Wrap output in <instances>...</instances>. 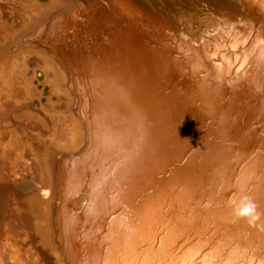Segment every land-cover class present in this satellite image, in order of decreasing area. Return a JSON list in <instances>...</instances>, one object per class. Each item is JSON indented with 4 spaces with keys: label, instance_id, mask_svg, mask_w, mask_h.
I'll return each instance as SVG.
<instances>
[{
    "label": "bare ground",
    "instance_id": "obj_1",
    "mask_svg": "<svg viewBox=\"0 0 264 264\" xmlns=\"http://www.w3.org/2000/svg\"><path fill=\"white\" fill-rule=\"evenodd\" d=\"M262 40L264 0H0V264L243 255L222 186L261 178Z\"/></svg>",
    "mask_w": 264,
    "mask_h": 264
},
{
    "label": "snow or ice",
    "instance_id": "obj_2",
    "mask_svg": "<svg viewBox=\"0 0 264 264\" xmlns=\"http://www.w3.org/2000/svg\"><path fill=\"white\" fill-rule=\"evenodd\" d=\"M261 45H264V40L261 41ZM259 60L261 68L264 70V51H262ZM238 71L243 76L247 72V68L241 64ZM240 172L241 176L237 178L234 186L231 185V182L222 186L224 190L231 187L232 193L231 198L228 199L225 214L220 217V220L225 226L223 229L225 242L231 246L233 240L242 236L245 247L243 255L236 259L223 261V264H264V164H262L261 178L258 184L253 183L255 176L249 166L240 169ZM186 193L193 200L195 199L196 193L188 190ZM246 205H251L253 211L251 215L241 217L239 211ZM249 224L253 225L255 231H241V226L246 229ZM239 252L240 248L237 246L233 248L231 255L235 256Z\"/></svg>",
    "mask_w": 264,
    "mask_h": 264
},
{
    "label": "rangeland",
    "instance_id": "obj_3",
    "mask_svg": "<svg viewBox=\"0 0 264 264\" xmlns=\"http://www.w3.org/2000/svg\"><path fill=\"white\" fill-rule=\"evenodd\" d=\"M27 177V178H26ZM26 177H24V178H18V179H16L14 182L12 181L10 184L11 185H9V190H11V191H13L14 189L15 190H17V191H21L23 188L25 189V190H30V188H32L33 189V181L31 180V177L30 176H26ZM18 180V181H17ZM22 181V182H21ZM17 183V185H15ZM21 183V184H20ZM31 183V184H30ZM22 184H23V186H22ZM12 186V187H11ZM17 186H19V187H16ZM27 186V187H26ZM31 186V187H30ZM15 187V188H14ZM23 187V188H22ZM30 187V188H29ZM22 188V189H21ZM31 189V190H32ZM25 190H22V191H25ZM43 256H44V260H46L47 262H48V264H54V261L51 259V256L50 255H48L45 251H44V254H43Z\"/></svg>",
    "mask_w": 264,
    "mask_h": 264
},
{
    "label": "clouds",
    "instance_id": "obj_4",
    "mask_svg": "<svg viewBox=\"0 0 264 264\" xmlns=\"http://www.w3.org/2000/svg\"><path fill=\"white\" fill-rule=\"evenodd\" d=\"M252 211H253L252 206L251 205H246L245 207L240 209L239 215L241 217H247V216L251 215Z\"/></svg>",
    "mask_w": 264,
    "mask_h": 264
}]
</instances>
